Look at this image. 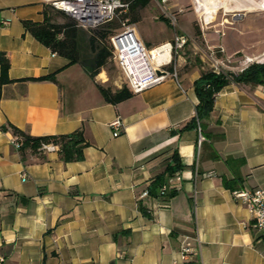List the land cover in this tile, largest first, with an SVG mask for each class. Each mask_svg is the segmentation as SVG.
Masks as SVG:
<instances>
[{"label": "crops", "instance_id": "obj_1", "mask_svg": "<svg viewBox=\"0 0 264 264\" xmlns=\"http://www.w3.org/2000/svg\"><path fill=\"white\" fill-rule=\"evenodd\" d=\"M43 4L0 0V50L12 79L0 84V264H264V237L233 194L264 187V85H224L198 144V128L184 125L205 63L174 58L178 81L168 76L109 102L98 88L109 82L105 70L91 77L26 30L23 20H42ZM135 26L148 47L170 41ZM248 48L229 51H264ZM49 73L55 80L27 79ZM117 116L124 128L113 135ZM7 122L32 135L80 128L84 157L66 162L55 149L23 161L12 132L1 129ZM172 150L183 164L166 183L176 193L142 195Z\"/></svg>", "mask_w": 264, "mask_h": 264}, {"label": "trees", "instance_id": "obj_2", "mask_svg": "<svg viewBox=\"0 0 264 264\" xmlns=\"http://www.w3.org/2000/svg\"><path fill=\"white\" fill-rule=\"evenodd\" d=\"M129 3V7L145 6L149 0H123ZM42 20L24 19L23 24L38 41L49 47L52 52L64 56L68 59L67 64L78 62L82 64L91 77H94L108 62L112 61V44L110 36L118 29H112L111 21L98 27L86 29L78 25L77 21L64 10L58 9L49 3H44ZM177 12V11H175ZM56 15H61L63 20L55 19ZM165 20L164 17H159ZM221 56V53H218ZM195 63L203 65L200 60L190 58ZM10 61L4 51L0 50V84L11 82L8 76ZM28 80H55V73H49L38 77H30ZM234 81L242 86L251 87L264 85V62H252L245 69L238 72L222 71L215 72L208 66H203L201 74L195 79L193 86L198 102L195 114L184 125L197 127L199 124L202 135L205 122L208 120L213 108L216 93L229 82ZM98 88L104 98L109 102H119L129 98L134 92L127 82L121 87H114L111 83H98ZM2 130H10L13 140L18 143L15 146L23 161L27 160L28 154H38L42 159L45 157L44 144H54L60 157L68 161L81 160L84 157V148L88 145L82 129H76L69 133L32 135L11 122L1 125ZM183 164L177 150H172L166 159L164 170L155 175L147 186L148 195L169 199L176 193V189L160 191V187L166 184L176 171L182 169ZM227 184V181H225ZM138 206L144 213L141 202Z\"/></svg>", "mask_w": 264, "mask_h": 264}, {"label": "built area", "instance_id": "obj_3", "mask_svg": "<svg viewBox=\"0 0 264 264\" xmlns=\"http://www.w3.org/2000/svg\"><path fill=\"white\" fill-rule=\"evenodd\" d=\"M156 1L160 4L164 13L170 19V22L175 25L176 13L182 12L183 9L179 8L177 12H172L166 9L168 8L169 0ZM43 2L64 10L77 21L78 25L86 29L95 28L111 21L118 11H126L129 6V3L123 0H43ZM110 41L112 44V58L123 70L130 89L134 93H137L145 88L162 82L168 76L178 81L177 65L174 63L173 56H176V58H178V56L180 57L183 48L188 42H193V39L191 35L186 32L176 33L170 41L148 47L140 38L135 24L130 23L128 20H124L120 28L110 36ZM165 44H169L167 48L168 57L164 56L160 61H156L153 50H156L157 53H163L164 49L161 48ZM223 51L224 49L221 45H208V53H205L207 59L203 63L215 72L232 71L223 68V65L229 61V57L223 56ZM218 53H221V56H218ZM261 55H259L261 57L246 56L235 65L238 69L237 71H242L254 61L264 62V53ZM132 57H136L137 61L138 58L143 59L142 62L138 61L140 64L138 68H141L140 71L142 72L143 70V73L139 72L138 69L136 70V66H133V68H135V75H137V81L131 77V74L127 70V58ZM130 61L133 62L131 59ZM143 64L146 65L147 72L144 70ZM109 125L113 135H119L124 128L123 121L119 116L111 120ZM197 128L199 130L198 144H200L204 136L200 132L199 124ZM12 143L14 146H18L15 140H13ZM43 147L47 151L57 149V146L51 143L44 144ZM211 174L212 173H207V175ZM166 190L167 184H163L160 187V191L164 192ZM233 194L247 206L253 219L254 228L264 237V187H254L251 189L242 188L234 190ZM142 195H148L147 189L142 192ZM189 250L190 248L187 246L182 248L184 254Z\"/></svg>", "mask_w": 264, "mask_h": 264}, {"label": "rangeland", "instance_id": "obj_4", "mask_svg": "<svg viewBox=\"0 0 264 264\" xmlns=\"http://www.w3.org/2000/svg\"><path fill=\"white\" fill-rule=\"evenodd\" d=\"M233 5V2H230ZM194 0H169V11H183L176 13V24L170 22L162 7L156 0H149L145 6L129 7L126 11H118L111 20L112 29H119L124 20L136 25H147L150 30V37L167 36L169 40L176 33L186 32L191 35L193 42H188L181 51V56L206 61L205 53H208V45H221L224 49L223 56L229 57L224 65V69L238 70L235 65L246 56L256 57L264 53L246 55L244 51H237L230 54L229 47L233 44L243 42L248 45V50H264V10L255 9L251 11L237 10L236 8L226 11L223 7L214 13L213 20L205 23V13L203 8L197 10ZM167 10V11H168ZM197 10V11H196ZM164 17L165 20L159 17ZM56 20L62 21L61 15H56ZM164 27V28H163ZM258 53V52H256ZM174 55V54H173ZM262 56V55H261ZM259 56V57H261ZM179 57V56H178ZM176 58V56H173ZM142 62V58H138ZM147 72L145 64L142 65ZM101 70H105L108 75L109 83L127 80L123 70L113 59ZM100 70V71H101ZM104 76V73L102 72ZM137 76V75H136Z\"/></svg>", "mask_w": 264, "mask_h": 264}, {"label": "bare ground", "instance_id": "obj_5", "mask_svg": "<svg viewBox=\"0 0 264 264\" xmlns=\"http://www.w3.org/2000/svg\"><path fill=\"white\" fill-rule=\"evenodd\" d=\"M197 10L203 8L205 13V23L211 22L214 17V13H217L219 8L223 7L226 11L236 8L237 10H246L251 11L255 9L264 10V0H194ZM233 2V5L230 3ZM252 12V11H251ZM169 44H165L161 49H164V52L157 53L156 50H153L154 57L156 61H160L162 57H168L167 48ZM133 60V62L130 61ZM140 64L138 63L136 57L127 58V70L131 74V77L137 81L136 73L133 66L138 68ZM141 72V71H139Z\"/></svg>", "mask_w": 264, "mask_h": 264}]
</instances>
